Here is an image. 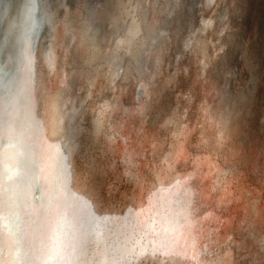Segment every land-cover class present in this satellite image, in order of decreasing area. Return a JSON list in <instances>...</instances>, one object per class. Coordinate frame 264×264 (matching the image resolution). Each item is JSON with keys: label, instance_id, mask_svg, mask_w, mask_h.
Segmentation results:
<instances>
[{"label": "bare ground", "instance_id": "bare-ground-1", "mask_svg": "<svg viewBox=\"0 0 264 264\" xmlns=\"http://www.w3.org/2000/svg\"><path fill=\"white\" fill-rule=\"evenodd\" d=\"M201 1V28L206 16L234 8ZM153 4L0 0V264H264V202L256 198L264 108L255 94L235 92L238 79L227 76L229 92L203 101L193 122L183 103L193 79L163 112L173 131L167 142L157 125L139 128L157 108L159 52L148 64L157 37L140 36ZM39 20L44 53L32 42ZM192 40L185 33L170 43L173 55L204 53ZM246 81L261 86L264 71ZM143 85L139 101L133 90ZM122 176H132L134 194L120 187ZM168 186L177 197L164 198ZM151 192L159 206L149 210Z\"/></svg>", "mask_w": 264, "mask_h": 264}, {"label": "water", "instance_id": "water-1", "mask_svg": "<svg viewBox=\"0 0 264 264\" xmlns=\"http://www.w3.org/2000/svg\"><path fill=\"white\" fill-rule=\"evenodd\" d=\"M154 1V13H149L147 10L143 11V21L141 22V34L140 36L157 37L153 43L152 55L148 60V64L153 65V57L155 52L158 53L160 59L161 72L156 75L155 87H161L160 90L156 89L154 85L152 95L157 102V108L152 110L153 114L148 118L146 123L139 128L147 129V127H156L157 135H161L162 141L167 142V137H171L173 131L170 130L169 125H163V112L174 107L178 101L177 99L182 96V92L186 93L189 90L190 83L193 79H198L197 88L193 89V96L190 100H183L184 107H187L186 117L187 120L195 122L198 118V113L201 111V106L211 100L213 93L217 96L216 92H229L230 85L226 86L225 79L227 76L236 75L238 79L236 81L237 93L252 92V96L255 94L253 102L259 107L264 108V83L261 86L253 88L250 84L246 86V80L249 73H258L259 77L263 75L264 71V46L260 41L264 39V0H227V2H234V8L229 10L228 17H224V14L219 13L206 16L204 19L205 27H200V8L201 0H153ZM237 2V4L235 3ZM160 4V5H159ZM164 9L165 13H159L160 9ZM171 10V12H170ZM232 10V11H231ZM238 10V11H237ZM145 16L147 17L145 19ZM46 21L39 20V26L36 28V36L33 38L34 48L38 52H43L47 45V27ZM160 27L162 29H160ZM162 30L161 35L158 33ZM140 32V30H139ZM54 30L52 31V34ZM185 33H188L190 46H193L192 36L195 37L197 45L195 47H201L204 51L203 61L202 53H193L192 49L185 53L181 59H177L173 54V49L170 48L172 44L181 38ZM50 42H51V35ZM259 41L257 45L252 44V41ZM199 42H201L199 46ZM51 49V48H50ZM260 50V51H259ZM53 53V50H52ZM76 53V52H75ZM261 59V61H260ZM43 55L41 53L39 62H42ZM244 62V63H243ZM162 64V65H161ZM263 69V70H262ZM221 71V72H220ZM170 76H168V74ZM250 78V76H249ZM143 81L148 80L142 78ZM145 91V86H135L133 93L137 100L140 101L141 95ZM191 92V90H189ZM233 93L230 92V97ZM139 97V98H138ZM177 100V101H176ZM155 102V103H156ZM185 111H183L184 113ZM259 116V115H258ZM150 125V126H149ZM181 129H178L180 132ZM180 134V133H179ZM178 136V135H177ZM256 140V139H255ZM254 140V141H255ZM167 147V146H166ZM168 149V148H166ZM195 150V149H194ZM191 151V155L198 151ZM182 158H180L181 160ZM256 161L264 163V146L256 153ZM172 162V161H171ZM175 162V160H173ZM189 162V160H188ZM185 162H178L180 166L178 171H181L184 167L193 165V162H189L190 165H186ZM126 164V163H125ZM124 167V166H122ZM124 172V171H123ZM121 172V173H123ZM111 172H109L110 174ZM127 176V175H125ZM122 176V178H125ZM113 174L112 181L116 178ZM132 176L127 177L120 182V187L128 191V195L134 194V188L131 186L130 181ZM177 181H173L174 185ZM152 181L149 185H152ZM168 194L165 199L177 197L176 192L170 193L171 186H168ZM139 191H136V198L139 199ZM260 197H256L257 200L264 202V189L259 190ZM150 203L147 202V209H155L159 206L156 204L158 198L157 193L151 192ZM120 199V198H119ZM135 200V199H134ZM132 201L130 207V213L136 210V203ZM125 204V205H124ZM126 199L123 202V206L126 210ZM138 210V209H137ZM129 211V210H128ZM141 209L135 213L137 216ZM132 217V216H131Z\"/></svg>", "mask_w": 264, "mask_h": 264}]
</instances>
